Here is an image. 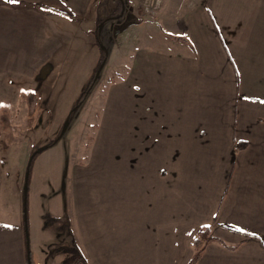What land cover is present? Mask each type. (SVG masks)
<instances>
[{
  "label": "crops",
  "instance_id": "1",
  "mask_svg": "<svg viewBox=\"0 0 264 264\" xmlns=\"http://www.w3.org/2000/svg\"><path fill=\"white\" fill-rule=\"evenodd\" d=\"M217 1L163 0L157 17L136 19L122 14L136 0H0V104L7 89L30 92L45 111L36 120L58 102L56 68L81 63L74 41L87 48L89 80L105 50L104 92L131 55L130 111L92 118L95 168L82 193L57 191L46 211L65 218L58 264L77 253L85 264H187L202 226L236 247L209 240L195 264H264V0ZM2 182L0 264H27L21 216H1L20 211L6 208Z\"/></svg>",
  "mask_w": 264,
  "mask_h": 264
},
{
  "label": "rangeland",
  "instance_id": "2",
  "mask_svg": "<svg viewBox=\"0 0 264 264\" xmlns=\"http://www.w3.org/2000/svg\"><path fill=\"white\" fill-rule=\"evenodd\" d=\"M145 1L147 3V0H136L137 3L133 10L126 6L122 14L124 17L127 14L136 19H139L140 16L157 17L163 0H160L157 6H152V11L145 8ZM181 1L191 4L200 0ZM218 1L224 3L232 0ZM101 11L99 16L103 17L111 12H116V6L112 5L107 11ZM56 17L58 16H55V19L59 22ZM65 23L69 25L66 26L67 29H70L68 31L75 32L77 30L71 20H67ZM160 23L161 27H164V21L162 20ZM123 25L124 23L118 24L115 31L120 30ZM92 34L94 35V32ZM123 36L119 38H123ZM77 41L72 43L70 52H77L78 54L72 53L71 55L74 56L75 62L81 63H76L75 69L72 68L68 73L59 65L56 68L59 69L57 70L59 72L52 74L58 88L55 86V82L51 84V87L58 92V102L48 106L49 113L46 116L51 118L48 122L41 119L36 120L37 112L45 113V111L40 105L30 102L32 95L30 92H24L14 87L1 94L3 99L10 100V104H0V176L3 178L1 195L2 201L4 199V202L9 205L6 206V208L9 207L7 209H11L9 211L20 208V211L12 213L8 217L9 213H6V216L1 213V216L9 220L15 219V216H21L28 237L27 250L33 252V259L37 261V264H58L54 260L59 254L58 251L69 248L66 246L64 249L63 246L68 243L67 234L64 233L66 226H63L65 218L59 220L50 217L46 211L50 208L52 196L57 191H60L62 198H66L67 193L73 189L77 193H82L81 187L84 190L85 185L83 180L90 177L91 169L95 168V156L92 153L89 154L92 145L90 141L95 139L94 146L97 147L101 134L94 130L92 118L98 114L100 117L104 114L123 115L130 111L132 89L129 80L131 61L129 54L123 61L125 65L121 69L125 70L122 72L123 76L118 80V75L114 73L115 80H113L111 89L107 88L105 92L104 83L111 80V77L108 76L106 80V73L101 70L104 61L101 60L92 75L93 77L98 72L92 88L77 108L76 113L68 118L69 110L76 103L82 87L89 80L85 78L87 74L82 70V67L87 66L89 60L87 48L84 49L83 44ZM110 41L109 43L103 41L102 46L106 50L110 49ZM96 44L98 45V42L95 38L94 48H96ZM81 85L82 87H80ZM20 94H23V97H20ZM107 99L108 105H102V101L105 102ZM58 135L61 137L56 144L44 149L32 160L25 187V175L31 152L49 143ZM17 185L18 188L21 186L20 190H17ZM36 221L41 231L39 234L38 232L36 234V230L39 229L36 226L33 227ZM44 230L46 233L43 232ZM30 231L32 235L29 233ZM73 259H75L74 263L83 264L78 256ZM74 263L69 262V264Z\"/></svg>",
  "mask_w": 264,
  "mask_h": 264
},
{
  "label": "trees",
  "instance_id": "3",
  "mask_svg": "<svg viewBox=\"0 0 264 264\" xmlns=\"http://www.w3.org/2000/svg\"><path fill=\"white\" fill-rule=\"evenodd\" d=\"M110 19V18H108ZM106 57V53L105 50L103 51V56H102V61H104ZM95 76H93L81 89L80 95L77 98V100L75 101L76 103L73 104V106L71 107V109L69 110V114H68V118H70L72 116L73 113H76L77 108L79 107V105L84 101L86 95L88 94V92L90 91V89L92 88L94 82H95ZM60 136H56L54 139H52V141H50L49 143L45 144L44 146L38 147L37 149L33 150L29 156V158L31 157V162L34 159V157H36V155L38 153H40L41 151H43L44 149H47L48 147L54 145L58 140H59ZM245 145V142H242L240 145H238V148H242ZM29 162V161H28ZM31 162L29 163V166L31 165ZM209 240H214V241H219L220 243H222L225 247L233 249L236 247V245H228L226 244L223 240H221L220 238L213 236L209 233V227L208 226H202L201 228L198 229L197 231V236L194 238L193 242L195 245V251L193 253V255L190 257V259L188 260L187 264H195L203 250V243L209 241ZM80 259H82V261H85L83 256L79 253L76 254ZM29 261V262H28ZM27 264H33V260L31 257V253L30 251H27ZM83 264H85V262H83Z\"/></svg>",
  "mask_w": 264,
  "mask_h": 264
},
{
  "label": "built area",
  "instance_id": "4",
  "mask_svg": "<svg viewBox=\"0 0 264 264\" xmlns=\"http://www.w3.org/2000/svg\"><path fill=\"white\" fill-rule=\"evenodd\" d=\"M159 2L160 0H147V3L145 1V8L150 10L152 6H157ZM150 11H152V9Z\"/></svg>",
  "mask_w": 264,
  "mask_h": 264
},
{
  "label": "water",
  "instance_id": "5",
  "mask_svg": "<svg viewBox=\"0 0 264 264\" xmlns=\"http://www.w3.org/2000/svg\"><path fill=\"white\" fill-rule=\"evenodd\" d=\"M126 26H127V23H125L124 25H123V27L120 29V30H118V31H122V30H124L125 28H126ZM117 31V32H118ZM98 76V72L95 74V79H96V77ZM31 162V157L29 158V163ZM28 174H29V164H28V167H27V171H26V177H25V187H26V181H27V177H28ZM25 192H26V190H25ZM25 196H26V194H25ZM29 262V261H28Z\"/></svg>",
  "mask_w": 264,
  "mask_h": 264
},
{
  "label": "snow or ice",
  "instance_id": "6",
  "mask_svg": "<svg viewBox=\"0 0 264 264\" xmlns=\"http://www.w3.org/2000/svg\"><path fill=\"white\" fill-rule=\"evenodd\" d=\"M11 3H18V0H9Z\"/></svg>",
  "mask_w": 264,
  "mask_h": 264
}]
</instances>
